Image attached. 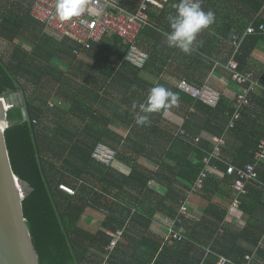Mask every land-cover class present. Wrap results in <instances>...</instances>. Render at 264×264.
<instances>
[{"label":"trees","instance_id":"trees-1","mask_svg":"<svg viewBox=\"0 0 264 264\" xmlns=\"http://www.w3.org/2000/svg\"><path fill=\"white\" fill-rule=\"evenodd\" d=\"M128 1L122 0V6L133 10L127 7ZM172 4L173 2L169 0L159 16L149 10L148 24L144 26L141 34L147 30L151 31L153 36L167 39L169 44L193 46L196 57L199 55L201 58L205 55L211 61L220 60L223 52L227 51L225 62L229 54L227 44L232 45L233 40L237 38L241 43L236 56L240 67L246 64L257 44L264 40V34L244 37L247 28L263 7L264 0H231L229 6L235 8L241 15L237 18L226 11L225 5L212 0L194 15L179 8L173 15ZM32 8V0H0V43L6 42L12 47L8 54L0 50V95L9 98L13 94H22L24 98L23 107L14 106L8 111L10 126L5 133L6 140L15 174L29 186L23 205L41 264H90V253L93 250L102 254L109 252L107 247L111 237L106 230L122 229L125 221L133 217L131 209L123 207L124 203L120 200L112 202L109 187H116L119 191H123L125 187L149 190L150 181L156 180L167 187L162 204L171 201L173 206L166 208H171L173 212L180 199H185L184 190L194 185L203 168L204 156L212 150L211 140L200 141L198 135L203 130L221 136L226 130V122L233 116L234 103L224 99L221 94L218 107L212 108L201 101L187 100L184 94L177 90V99L193 104L195 110L188 111L190 117L183 128L185 136L180 135V130L176 133L175 130L160 129L153 125L151 127L155 130L131 131L130 136L126 138V142L132 144L126 146L132 153L136 155L146 153L149 157H158L157 155L165 151L171 143H174L173 146L179 144L182 153L178 157L177 167L172 169L164 164V161H157L158 170H152L154 176L148 177L142 175L141 165L135 159L129 176L118 174L119 172L112 166L107 167L93 158V151L98 143L105 142L107 137L115 143H118V139L108 136L105 131L94 133L91 137L90 133L72 130L68 124V114L76 112L88 114L87 109L81 108L82 103L76 102L79 97L75 96L74 85L68 80L69 67L77 59L73 52L77 48V43L68 38L58 40L49 35L45 27L33 18ZM192 27L193 34L187 35L186 30ZM156 28H162L165 33ZM202 31H205L204 36ZM116 39L117 47L113 52V58L105 57L98 60L95 70L100 75H111L112 69H115L112 68L113 65H121L123 70L121 72H126V75L136 79L132 80L131 87L141 86L153 95L149 100L140 98L137 103L146 102L148 109L158 107L155 95H160V87L152 85L149 87L138 83L137 80L141 73L153 64L155 51L160 48V43L156 41L153 46L155 51L148 53L150 58L147 65L143 69H138L125 59L130 45L123 43L118 37ZM136 44L139 46V38ZM98 45H105V40L93 44L92 47ZM262 85L263 91L259 98L264 108V77ZM255 95L256 92L251 95V103L244 107L236 127L245 123L244 120L249 117L247 110L255 102ZM56 99L70 102V105L65 107L57 104L51 107V101ZM165 101L169 102V99H162L161 109H165ZM23 108L27 112V119H24ZM213 118L216 119V125L211 129ZM99 119V116L95 117V120ZM34 120L36 123H33ZM221 121L226 122L221 124ZM248 132L250 133L249 129ZM263 137H259L257 141L250 139L249 147L258 148ZM120 138L123 136L120 135ZM147 144L152 145L151 148H147ZM114 150L118 156L117 150ZM169 154L170 150L163 156ZM252 158L253 161L254 157ZM257 170L259 180L248 185V193L244 199L247 196L252 198L253 194L261 196L262 191H259L258 184L264 185V161ZM230 176L234 181L236 176ZM63 183L73 187L75 195L62 191L59 185ZM248 203L247 199L243 201L242 210L251 215L250 223L233 238L232 247L220 250L217 245L214 246L215 261L224 257L227 260L226 264H245L247 254L253 253L256 248L258 254L262 252L260 244L264 238V228L257 220L262 222L263 220L255 215L257 207H247ZM88 208H103L109 215L103 229L96 235L79 227V222ZM139 218L137 214L132 220L137 222ZM127 232L129 228L125 229L123 235L127 236ZM242 242L246 244H241ZM144 245L143 243L140 247L138 245L139 249L136 247L133 249L138 253H152L153 260L148 264L152 261L154 264H171V255L187 251V240L175 242L173 246L157 243L150 247ZM117 251L125 252L122 243L116 246L108 264H125L117 257ZM179 262L175 260L174 264H186V261Z\"/></svg>","mask_w":264,"mask_h":264},{"label":"crops","instance_id":"crops-1","mask_svg":"<svg viewBox=\"0 0 264 264\" xmlns=\"http://www.w3.org/2000/svg\"><path fill=\"white\" fill-rule=\"evenodd\" d=\"M142 0H129L130 9H135ZM169 0H155L156 4L150 7L157 16L164 11L166 3ZM172 14L175 15L177 8L182 11H189L191 15L197 13V11L204 7L211 0H171ZM231 0H212L215 3H221L225 5L226 11H229L234 18L241 15L234 8L229 6ZM205 8V7H204ZM262 9V8H261ZM205 10V9H203ZM261 11V10H260ZM260 11L256 15L254 21L249 25L255 26L262 22V16L259 15ZM238 14V15H237ZM193 17V16H192ZM195 19V18H194ZM193 19V20H194ZM165 23V22H164ZM161 33L162 28H156ZM193 27L190 30H186L187 35L193 34ZM48 32V31H47ZM151 31L144 30L139 37V48L147 53H151L154 50V44L156 41L160 43V48L155 51L156 56L153 64L141 73L137 82L146 86H159L161 89L160 95H155L157 99L158 107L148 109L146 102L141 104L137 101L141 99H151L153 95L142 87H131L132 80L135 78L126 75V72L121 68L122 66H114L112 68L111 75H100L95 66L98 60L105 57L113 58V52L117 47L116 37L108 36L105 40V45H98L97 47L89 50L82 51L71 67H69L68 80L72 81L74 85V93L77 98L76 102L82 103L81 108L88 110V114L82 112H76L75 114H68V124L71 125L72 130L76 132L90 133L91 137L94 133L107 132L108 136L118 139V143L111 142L109 138L104 144L108 147H113L117 150L118 156L113 163L112 168L124 176H129L132 172V165L136 160L141 165L140 170L142 175L153 177L154 172L157 171L159 166L157 161H164L168 167L176 168L178 157L182 153L179 144H169L166 150L163 151L158 157H149V154L136 155L132 153L126 146L132 145L126 142V138L130 136L131 131H144L155 130L151 126L160 127V129L184 130V125L189 119L188 111L194 112L193 104L190 105L188 101H179L177 99V90L184 94L187 100L195 101L188 94L184 93L179 88V83L182 80H187L194 86H203L205 84L210 85L217 91H219L223 98L231 102H235L239 86L233 81L231 72L225 68L226 54L220 57V60H212L209 57L203 55L201 58L199 55H195L193 46H181L175 43H170L167 39H163L159 36H153ZM203 36L205 31H202ZM246 33V32H245ZM49 34V32H48ZM261 34V33H258ZM58 40L62 38L49 34ZM256 35V34H254ZM248 35L244 34V37ZM181 43V42H180ZM193 45V44H192ZM228 45V60L235 57L238 63L239 70L241 72H253L261 85L255 92V102L251 108L247 110L249 117L244 122L249 124H241L236 127L238 121L235 122L233 128H230L232 117L226 122V130L221 136L225 138V145L222 147V157L228 164H232L237 167H242L247 163L253 162L252 157L256 152L252 147L250 139L258 140L259 137L264 136V108L260 102V96L262 95V81L264 77V40H261L250 58L247 60L243 67H240L238 60L236 59L239 50L234 55L235 48L231 43ZM121 46V45H118ZM241 46V45H240ZM230 56V57H229ZM227 60V61H228ZM152 62V61H151ZM224 64V65H223ZM128 67V66H127ZM73 69V73L72 72ZM126 70V69H125ZM108 72V71H107ZM121 73V74H120ZM125 73V74H123ZM153 90V87L151 88ZM152 92V91H151ZM79 93V94H78ZM169 99V102L165 101V109H161L162 99ZM181 100H184L181 98ZM141 104V105H140ZM54 107L57 104H51ZM58 105L68 107L70 102L64 100H58ZM210 107V106H208ZM162 111L161 117L160 113ZM99 116V120H95V117ZM201 117H207L201 115ZM150 124V126H149ZM216 125V119L213 118L210 124V128L214 129ZM149 126V127H148ZM249 126V127H247ZM152 128V129H151ZM248 129L250 133L248 132ZM120 135L123 138H120ZM97 137L98 135L95 134ZM200 141L208 142L216 137L208 131H203L198 135ZM264 138V137H263ZM262 138V139H263ZM199 141V140H198ZM161 142V141H159ZM158 143V142H156ZM143 145V144H141ZM152 145L147 144V148H151ZM170 150L169 156L164 157L165 153ZM136 159V160H135ZM221 173L216 177H211L202 189H186L185 196L188 199L189 215L182 217V230L187 240V251L184 253H178L171 255V264L174 261H186V264H220V259L215 261L214 246L220 250H226L232 247L233 238L241 233L245 227L250 223L251 215L240 209L234 213H230V209L235 199V191L233 189V178L226 173V166L224 164L220 167ZM153 170V171H152ZM150 189L143 190L138 188L134 190L132 187H125L123 191H119L116 187H109L111 193L112 202L114 200H120L123 207L130 208L132 211V218L125 221L122 229L123 233L126 228H129L127 236L122 235L118 245L121 243L125 247V252L116 253L119 260H123L125 264H148L150 260H153L152 253H138L133 248H138L144 243V247L157 244H169L173 246L172 242L166 241L167 237V221L175 218L181 206V203L185 200L180 199L179 204L176 205V209L171 211L173 203L166 202L162 204L163 194L167 192V187L156 180L150 181ZM251 184V183H250ZM260 185L259 191L261 196L254 194L252 198L248 196L243 201L249 202L247 207H257L255 215L257 218L263 220H257L259 225L264 228V185ZM100 188V186H98ZM250 195V193H249ZM246 196V195H245ZM244 196V197H245ZM183 199V200H182ZM178 207V208H177ZM139 215L140 218L137 222H133L134 215ZM153 214V215H152ZM108 213L105 209L88 208L81 221L79 227L93 235H96L99 230L103 229V224L108 221ZM110 218L111 215H110ZM92 220L91 223L88 221ZM117 226V223L114 224ZM107 234L115 232L113 230H106ZM227 235V236H225ZM123 238V239H122ZM129 238V239H128ZM183 240V241H185ZM220 242H219V241ZM182 241V242H183ZM177 243V242H176ZM241 244H246L242 242ZM117 245V246H118ZM262 252L258 254L257 248L253 253L247 254L251 259L245 258V264H264V238L260 244ZM242 246V245H241ZM109 247V245H108ZM108 254H102L99 251L93 250L90 253V264H108L111 256L114 254L113 250L109 249ZM144 249V248H142ZM156 257H154L155 259ZM226 259V258H224ZM215 262V263H214ZM154 264V261L150 262Z\"/></svg>","mask_w":264,"mask_h":264},{"label":"built area","instance_id":"built-area-1","mask_svg":"<svg viewBox=\"0 0 264 264\" xmlns=\"http://www.w3.org/2000/svg\"><path fill=\"white\" fill-rule=\"evenodd\" d=\"M32 16L41 23L46 31H51L60 38H68L77 43L74 55L79 56L82 51L90 50L92 45L106 40L108 36H115L123 43L130 45L126 55V61L138 69H143L148 61L149 54L139 48L136 44L145 25L148 24V11L155 0H142L134 10H128L122 6V0H32ZM262 22L247 28L245 35L264 34V5L259 13ZM235 51L240 48V41L235 38L232 42ZM231 72L233 81L239 85L234 102V113L230 128L240 119L244 107L250 105L251 95L260 87L259 81L253 72H241L235 57L232 56L224 65ZM179 88L196 101H201L212 108L218 107L221 100V93L210 85L194 86L187 80L179 83ZM36 123V120L33 121ZM180 135L185 136L184 130H180ZM197 143V142H196ZM212 150L207 152L203 158V168L200 171L193 189H202L211 177H216L221 173V165L226 166L228 175H235L233 189L235 199L230 209L234 213L242 205L241 198L247 195L248 185L258 182V167L264 161V138L260 140L258 148L254 154L253 162L242 167L228 164L222 157V147L225 145L224 136L216 137L210 141ZM117 153L114 149L99 144L93 151V158L110 167L113 165ZM59 188L75 195L76 191L67 184H60ZM185 197L181 203L178 215L169 219L167 223L168 242H182L185 236L182 230V217L189 215L188 199ZM123 235V230L111 233L112 239L109 249L113 250L119 243ZM247 260L251 258L246 257ZM227 260L220 259V264H226Z\"/></svg>","mask_w":264,"mask_h":264},{"label":"water","instance_id":"water-1","mask_svg":"<svg viewBox=\"0 0 264 264\" xmlns=\"http://www.w3.org/2000/svg\"><path fill=\"white\" fill-rule=\"evenodd\" d=\"M14 106H24L22 94L0 95V264H41L23 205L29 186L15 174L5 135Z\"/></svg>","mask_w":264,"mask_h":264},{"label":"rangeland","instance_id":"rangeland-1","mask_svg":"<svg viewBox=\"0 0 264 264\" xmlns=\"http://www.w3.org/2000/svg\"><path fill=\"white\" fill-rule=\"evenodd\" d=\"M139 0H137V2H138ZM49 32V34L51 33V34H53V35H55L53 32H51V31H48ZM47 32V33H48ZM55 36H57V35H55ZM23 44V43H22ZM11 49H12V47H11V45H9L8 43H6V42H1L0 43V50H1V52L2 53H6V54H8L10 51H11ZM71 73H73V69H72V72ZM51 104H58V100L56 99V100H54V101H51ZM117 158V157H116ZM115 161H116V159H115ZM114 161V162H115ZM89 223H91L92 222V220H89L88 221Z\"/></svg>","mask_w":264,"mask_h":264}]
</instances>
